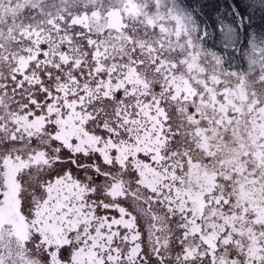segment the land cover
<instances>
[{"label": "snow or ice", "instance_id": "1", "mask_svg": "<svg viewBox=\"0 0 264 264\" xmlns=\"http://www.w3.org/2000/svg\"><path fill=\"white\" fill-rule=\"evenodd\" d=\"M161 4L0 0V264H264V69Z\"/></svg>", "mask_w": 264, "mask_h": 264}, {"label": "rangeland", "instance_id": "2", "mask_svg": "<svg viewBox=\"0 0 264 264\" xmlns=\"http://www.w3.org/2000/svg\"><path fill=\"white\" fill-rule=\"evenodd\" d=\"M161 8L182 19L194 46L223 71L264 69V0H162Z\"/></svg>", "mask_w": 264, "mask_h": 264}, {"label": "trees", "instance_id": "3", "mask_svg": "<svg viewBox=\"0 0 264 264\" xmlns=\"http://www.w3.org/2000/svg\"><path fill=\"white\" fill-rule=\"evenodd\" d=\"M260 20V19H259ZM241 21V20H240ZM258 23V22H257ZM246 31H247V29H246Z\"/></svg>", "mask_w": 264, "mask_h": 264}]
</instances>
